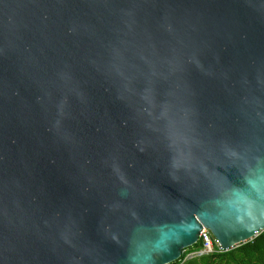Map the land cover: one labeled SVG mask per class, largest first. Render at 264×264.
<instances>
[{"label": "water", "instance_id": "obj_1", "mask_svg": "<svg viewBox=\"0 0 264 264\" xmlns=\"http://www.w3.org/2000/svg\"><path fill=\"white\" fill-rule=\"evenodd\" d=\"M202 228L264 231V0H0V264H171Z\"/></svg>", "mask_w": 264, "mask_h": 264}, {"label": "trees", "instance_id": "obj_2", "mask_svg": "<svg viewBox=\"0 0 264 264\" xmlns=\"http://www.w3.org/2000/svg\"><path fill=\"white\" fill-rule=\"evenodd\" d=\"M203 249L201 240L186 249L180 259L171 264H264V231L244 244L223 253L195 255L186 259L188 254L200 252Z\"/></svg>", "mask_w": 264, "mask_h": 264}, {"label": "built area", "instance_id": "obj_3", "mask_svg": "<svg viewBox=\"0 0 264 264\" xmlns=\"http://www.w3.org/2000/svg\"><path fill=\"white\" fill-rule=\"evenodd\" d=\"M199 240H201L203 244V249L200 252L194 253V255L209 254L214 252L223 253L230 250L221 249V246L212 238L210 233L204 228H202L199 233Z\"/></svg>", "mask_w": 264, "mask_h": 264}, {"label": "rangeland", "instance_id": "obj_4", "mask_svg": "<svg viewBox=\"0 0 264 264\" xmlns=\"http://www.w3.org/2000/svg\"><path fill=\"white\" fill-rule=\"evenodd\" d=\"M194 254V253H193ZM189 254L186 256V258H188Z\"/></svg>", "mask_w": 264, "mask_h": 264}, {"label": "crops", "instance_id": "obj_5", "mask_svg": "<svg viewBox=\"0 0 264 264\" xmlns=\"http://www.w3.org/2000/svg\"><path fill=\"white\" fill-rule=\"evenodd\" d=\"M186 259H190V258H186Z\"/></svg>", "mask_w": 264, "mask_h": 264}]
</instances>
